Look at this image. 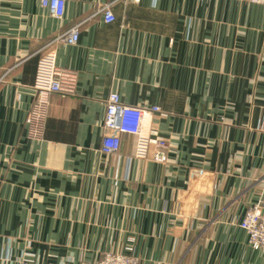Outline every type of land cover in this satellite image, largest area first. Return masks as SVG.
<instances>
[{
  "label": "crops",
  "instance_id": "1",
  "mask_svg": "<svg viewBox=\"0 0 264 264\" xmlns=\"http://www.w3.org/2000/svg\"><path fill=\"white\" fill-rule=\"evenodd\" d=\"M108 7L114 21L103 20ZM73 28L78 41L60 38ZM75 76L49 93L40 136L26 119L41 57ZM158 107L151 136L102 150L105 103ZM213 175L190 219L173 194L189 171ZM264 180V5L245 0H0V264H264L240 227ZM201 196V195H200Z\"/></svg>",
  "mask_w": 264,
  "mask_h": 264
},
{
  "label": "built area",
  "instance_id": "2",
  "mask_svg": "<svg viewBox=\"0 0 264 264\" xmlns=\"http://www.w3.org/2000/svg\"><path fill=\"white\" fill-rule=\"evenodd\" d=\"M125 1V0H124ZM138 2L139 0H133ZM253 4H263L264 0H245ZM42 7L47 8L54 18H61L64 12L65 0H40ZM103 20L106 23L114 21V16L108 7L103 8ZM64 44H75L78 41V29L73 28L60 38ZM35 103L26 119L29 133L33 137L41 134L47 96L49 93L68 95L75 88V76L68 70H61L54 63L51 53L41 57L37 64L36 78L33 86ZM105 118L103 123L102 150L105 153H115L120 147V135L130 134L136 137V155L144 157L150 145L155 146L151 160L160 164L167 162V143L151 136L148 123L152 116L159 112L158 107L139 108L123 104L116 93H110L105 103ZM213 175L204 169L189 171L188 186L177 189L173 194L174 205L185 219H190L198 206L209 196L213 188ZM201 195V196H200ZM240 227L248 236L250 247L264 255V180L261 187V197L257 203L248 208ZM91 264H139L136 256H126L106 253L98 261Z\"/></svg>",
  "mask_w": 264,
  "mask_h": 264
}]
</instances>
